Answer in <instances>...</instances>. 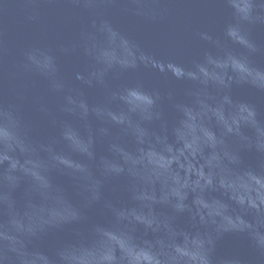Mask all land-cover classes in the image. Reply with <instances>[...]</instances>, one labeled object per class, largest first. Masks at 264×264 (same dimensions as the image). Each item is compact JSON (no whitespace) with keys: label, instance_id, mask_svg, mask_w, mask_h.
<instances>
[{"label":"water","instance_id":"obj_1","mask_svg":"<svg viewBox=\"0 0 264 264\" xmlns=\"http://www.w3.org/2000/svg\"><path fill=\"white\" fill-rule=\"evenodd\" d=\"M0 264H264V0H0Z\"/></svg>","mask_w":264,"mask_h":264}]
</instances>
